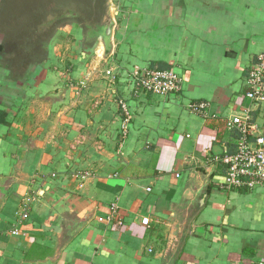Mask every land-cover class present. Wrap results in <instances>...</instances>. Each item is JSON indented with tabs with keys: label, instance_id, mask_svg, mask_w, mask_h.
<instances>
[{
	"label": "crops",
	"instance_id": "obj_1",
	"mask_svg": "<svg viewBox=\"0 0 264 264\" xmlns=\"http://www.w3.org/2000/svg\"><path fill=\"white\" fill-rule=\"evenodd\" d=\"M58 7L43 57L0 38V264H264V187L223 188L217 161L224 119L252 108L264 133L246 94L264 0H109L106 25L98 1ZM117 64L182 89L136 93Z\"/></svg>",
	"mask_w": 264,
	"mask_h": 264
},
{
	"label": "built area",
	"instance_id": "obj_2",
	"mask_svg": "<svg viewBox=\"0 0 264 264\" xmlns=\"http://www.w3.org/2000/svg\"><path fill=\"white\" fill-rule=\"evenodd\" d=\"M114 61V60H112ZM110 82L126 76L133 84L136 93L170 95L182 89V78L174 69H140L126 72L118 64L106 70ZM247 97L258 109L264 105V53L251 64L246 77ZM125 115V123L129 122L131 113L125 101H120ZM208 102H193L190 109L204 114L209 108ZM252 108H246L224 119L221 133H230L234 137L231 150H226L217 158L225 169L223 188L236 191H255L264 187V133L260 129ZM256 144V147H254ZM151 251V249L149 250Z\"/></svg>",
	"mask_w": 264,
	"mask_h": 264
},
{
	"label": "rangeland",
	"instance_id": "obj_3",
	"mask_svg": "<svg viewBox=\"0 0 264 264\" xmlns=\"http://www.w3.org/2000/svg\"><path fill=\"white\" fill-rule=\"evenodd\" d=\"M97 1L100 4V21L104 22L102 24L106 25L108 24L107 12L109 11V0H4L0 7V38L3 39V43L7 50L12 51L15 47L27 50L31 48L28 47V45L31 46L32 42H35V45L41 44L44 49L47 41L46 38L49 37L56 28L62 26V21H64L61 20L52 23V25L44 22H37V20H45L43 14L48 13L46 11L48 8L51 9L53 7V10H55L57 5L60 7L61 3H67L70 7L73 6V11L78 10L77 13L79 15L87 17L91 15V8L86 6L97 3ZM37 4H42L41 12H44L43 14L35 11L37 10L35 9ZM87 26L88 31H92V26L94 25L88 24ZM38 33H40V35ZM32 36H42V39H33ZM38 45L35 49H38ZM175 72L179 74L178 71L175 70ZM262 108H264V105H262L261 109Z\"/></svg>",
	"mask_w": 264,
	"mask_h": 264
},
{
	"label": "trees",
	"instance_id": "obj_4",
	"mask_svg": "<svg viewBox=\"0 0 264 264\" xmlns=\"http://www.w3.org/2000/svg\"><path fill=\"white\" fill-rule=\"evenodd\" d=\"M91 8V7H90ZM91 13V12H90ZM100 13H101V11H100ZM85 25H86V27H87V23H85ZM90 25V24H89ZM38 45V44H37ZM37 45H35V47H37ZM38 49H39V52H40V55H37V58L39 59V58H41V57H43L42 56V52H43V48H42V45L41 44H39L38 45Z\"/></svg>",
	"mask_w": 264,
	"mask_h": 264
},
{
	"label": "water",
	"instance_id": "obj_5",
	"mask_svg": "<svg viewBox=\"0 0 264 264\" xmlns=\"http://www.w3.org/2000/svg\"><path fill=\"white\" fill-rule=\"evenodd\" d=\"M254 147H256V144H254Z\"/></svg>",
	"mask_w": 264,
	"mask_h": 264
}]
</instances>
